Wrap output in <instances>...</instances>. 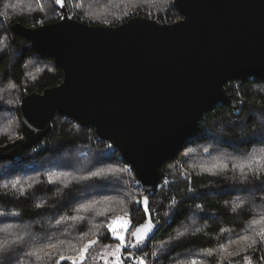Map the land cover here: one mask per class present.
Here are the masks:
<instances>
[{
	"label": "trees",
	"instance_id": "obj_1",
	"mask_svg": "<svg viewBox=\"0 0 264 264\" xmlns=\"http://www.w3.org/2000/svg\"><path fill=\"white\" fill-rule=\"evenodd\" d=\"M64 1L72 20L105 27L87 21L80 8L72 11V0ZM31 2L0 0V130L6 134L0 137V147L11 143L12 134L20 133L21 101L58 87L63 80L50 56L36 54L9 31L12 21L32 29L59 21L54 19L59 12L51 0L42 2L36 11ZM80 2L105 13L110 28L139 17L163 21L162 25L181 20L172 10L174 0ZM30 5L32 12L26 11ZM29 63L38 72L43 65L49 68L30 81L26 76ZM226 91L234 102L243 104L240 116L222 105L206 115L176 157L160 168L159 188L151 197L93 130L56 116L52 133L37 148L20 160L0 164V264H55L60 254H78L93 237L100 247L113 245L106 224L113 216L130 212L134 231L146 219L141 204H136L145 197L156 236L141 248H128L124 256L133 252L148 264H191L193 260L197 264H264V243L258 235L264 228V76L231 82ZM217 157L227 160V168L206 171L214 163L205 161L214 162ZM253 159L261 163L243 175L232 167ZM93 172L101 175L93 177ZM50 179L55 183L50 184ZM236 204L241 207L233 211ZM87 205L92 207L84 211ZM131 231L128 240L135 243ZM32 252H39L43 259L37 261ZM46 253L52 254L51 260ZM95 264H101V259Z\"/></svg>",
	"mask_w": 264,
	"mask_h": 264
},
{
	"label": "water",
	"instance_id": "obj_2",
	"mask_svg": "<svg viewBox=\"0 0 264 264\" xmlns=\"http://www.w3.org/2000/svg\"><path fill=\"white\" fill-rule=\"evenodd\" d=\"M51 1L57 23L32 29L12 21L8 28L50 56L63 80L21 101L19 138L0 147V164L37 148L62 117L93 130L151 197L160 168L206 115L222 105L240 116L243 104L227 85L264 76V0H174L181 20L172 25L139 17L117 28L80 24L64 0L62 7Z\"/></svg>",
	"mask_w": 264,
	"mask_h": 264
},
{
	"label": "snow or ice",
	"instance_id": "obj_3",
	"mask_svg": "<svg viewBox=\"0 0 264 264\" xmlns=\"http://www.w3.org/2000/svg\"><path fill=\"white\" fill-rule=\"evenodd\" d=\"M54 3L57 6H63V0H54ZM41 10H43L41 8ZM9 87H13V85H9ZM204 151L207 153L209 151V149L205 148ZM261 160L260 159H253L250 160L246 163H239V164H233L232 167L233 169H238L240 171V173L243 175L245 174V170L248 169L249 171L252 170V165L253 164H260ZM217 167H219L220 169H225L227 168V164L224 163H220V164H213L211 166V168L206 169V171L212 172V169H216ZM214 174V173H212ZM91 175L93 177L96 176H100L101 173L99 172H93L91 173ZM56 179H59L58 177ZM82 179H88V177H83ZM50 184L51 183H55V180L50 179L48 181ZM29 187H31V185H29ZM20 194L23 195V189L20 190ZM142 203L143 205V209H144V214H145V222L141 225H138L134 231H131V221L130 219L126 220L123 217H117L111 221H109L106 224V227L108 229V232L111 234V237L118 241L119 243L116 245L115 249L112 251V253L110 255H101V257H98L99 259H103L104 264H125V261L130 262V264H145V258L143 257H136L133 256L131 253H129L127 256L123 255V250H126L128 248H139L141 244H143L146 240V238H148L150 236V234L153 232L155 225L151 222V217H150V209L148 206V199L144 198L143 201L141 202L140 200L136 201L137 205H140ZM37 208L41 207V205H36ZM91 205H87L84 207V211H87L89 208H91ZM241 205L240 204H236L233 206V211H236L237 208H240ZM137 210H139V208H137ZM125 216H130V212L125 213ZM72 219H76V217H72ZM59 223V221H58ZM131 231V238L133 241H135V243H131L128 240L127 237V233ZM179 236H183L184 233H179ZM258 235L261 238V242L264 243V228H261ZM245 240H247V237H244ZM98 239L97 240H91L88 241L87 243H85L83 245V247H81L79 249V255L78 257H66L62 254H60L58 256V258L55 261V264H61L62 261L64 260H68L70 262V264H83V262L86 260L87 258V252L88 250L93 247L96 243H98ZM256 243L255 240L252 241V245H254ZM252 245H249V247H251ZM107 247V246H106ZM209 255H211L212 253L209 252ZM238 253H230V255H236ZM30 255L35 256L37 261H40L43 259V257L39 254V252H32L30 253ZM45 256H47V258L49 260L52 259V254H48L46 253ZM245 261H249L248 257L244 258ZM191 264H197V261L193 260L191 261ZM250 264V262H249Z\"/></svg>",
	"mask_w": 264,
	"mask_h": 264
},
{
	"label": "rangeland",
	"instance_id": "obj_4",
	"mask_svg": "<svg viewBox=\"0 0 264 264\" xmlns=\"http://www.w3.org/2000/svg\"><path fill=\"white\" fill-rule=\"evenodd\" d=\"M70 1V0H69ZM81 0H72V3L70 4V8H71V10L73 11V10H75L76 8L78 9V8H80V11L84 14V16H86V18H87V21H90V22H93L94 24H100V23H103V25L105 26V27H108V22L104 19L106 16H105V13H102V12H98L97 10H95V9H93L94 7L93 6H91L90 4H87V5H85L83 2L81 3L80 2ZM42 2H43V4H44V2H45V0H33V2H31L32 4L33 3H35V5L37 6H35V11L37 10V8H39L40 9V7H41V4H42ZM116 2H117V0H116ZM118 2H120V0H118ZM126 2H128L129 4L131 3V0H126ZM32 9H33V5H30V6H28L27 8H26V11H30V12H32ZM34 10V9H33ZM77 11V10H76ZM35 13V12H34ZM71 17V16H70ZM46 18H48L47 16H46ZM60 18H61V16H60V14H57V15H55V18L54 19H58V20H60ZM163 23V21L161 22V24ZM2 49H4V48H2ZM44 66V69L43 68H41L40 70H39V72H38V68H36V66H35V64H28V66H27V69H26V76H27V79L28 80H33V79H35L36 78V76H39V73L40 72H42L43 70H45L46 68L48 69L49 67H46L45 65H43ZM36 68V69H35ZM20 134V133H19ZM19 134H12L10 137H9V139H10V142L12 143V142H14V141H16L18 138H19ZM0 137H2V135H6L5 134V131H2V130H0ZM214 162H212V161H205L206 163H215V164H220V163H226L227 162V160L225 159V158H215L214 160H213ZM127 167V166H126ZM126 167H125V171L127 172V173H130V172H132V170H126ZM0 170H1V167H0ZM169 212V211H168ZM118 216H125V214H118V215H115V216H113L109 221H111L113 218H115V217H118ZM126 217H128L129 219H130V217L129 216H126ZM154 217H156V216H154ZM131 221V220H130ZM132 224V223H131ZM106 231H107V227H106ZM107 233H108V231H107ZM98 238L97 237H93V238H91L89 241H91V240H97ZM88 242V241H87ZM86 242V243H87ZM98 243H96L93 247H91V250L87 253V258H86V260L83 262V264H95V261L96 260H99V258L98 257H101V255H110L111 253H112V251L115 249V247H116V245L115 244H113V245H108L107 247H100V246H98L97 245ZM142 246L140 245V248H141ZM79 255V253L78 254H76V255H74V256H70V257H77ZM128 255V254H127ZM126 255V256H127ZM61 263H63V264H70V262L68 261V260H64V261H62ZM101 264H104L103 263V259H101ZM125 264H127V261H125ZM245 264H248V262H246Z\"/></svg>",
	"mask_w": 264,
	"mask_h": 264
},
{
	"label": "built area",
	"instance_id": "obj_5",
	"mask_svg": "<svg viewBox=\"0 0 264 264\" xmlns=\"http://www.w3.org/2000/svg\"><path fill=\"white\" fill-rule=\"evenodd\" d=\"M126 170L128 171H130L131 169H130V167H126ZM118 217H123L124 219H126V220H128L129 218L128 217H126V216H118ZM115 218H117V217H115ZM115 218H113V219H115ZM112 219V220H113ZM131 227H132V224H131ZM107 231H108V229H107ZM129 233H130V231L127 233V237H128V235H129ZM108 235H109V239H110V241L113 243V244H115V245H117L119 242L118 241H116V240H114L112 237H111V234L108 232ZM91 250V248L88 250V252ZM127 250V249H126ZM87 252V253H88ZM133 256H136V257H142V256H139V255H136L135 253H131ZM78 257V256H77ZM127 264H130V262H128L127 261ZM145 264H148V262H147V260L145 259Z\"/></svg>",
	"mask_w": 264,
	"mask_h": 264
}]
</instances>
